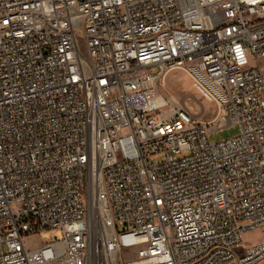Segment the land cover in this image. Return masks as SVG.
I'll return each instance as SVG.
<instances>
[{"label":"built area","instance_id":"1","mask_svg":"<svg viewBox=\"0 0 264 264\" xmlns=\"http://www.w3.org/2000/svg\"><path fill=\"white\" fill-rule=\"evenodd\" d=\"M261 61L264 0H0V264L264 263Z\"/></svg>","mask_w":264,"mask_h":264},{"label":"rangeland","instance_id":"2","mask_svg":"<svg viewBox=\"0 0 264 264\" xmlns=\"http://www.w3.org/2000/svg\"><path fill=\"white\" fill-rule=\"evenodd\" d=\"M258 66L264 74V62H258ZM159 92L169 96L172 100L182 104H187L195 113L196 117L202 121H210L215 117L216 106L215 104L201 91L198 87L191 82L190 78L180 71L169 73L164 84L159 87ZM240 133V127L237 124L231 125L224 130L212 132L209 135L210 142H220ZM55 238L62 239L59 233L51 236L48 233H40L39 236L29 238L27 244L31 248H38L43 245L45 239L54 241ZM262 239L259 231H254L246 234L244 237V247H249L258 243ZM136 254H129V260L137 258ZM264 264V263H262Z\"/></svg>","mask_w":264,"mask_h":264},{"label":"crops","instance_id":"3","mask_svg":"<svg viewBox=\"0 0 264 264\" xmlns=\"http://www.w3.org/2000/svg\"><path fill=\"white\" fill-rule=\"evenodd\" d=\"M192 82V81H191Z\"/></svg>","mask_w":264,"mask_h":264}]
</instances>
